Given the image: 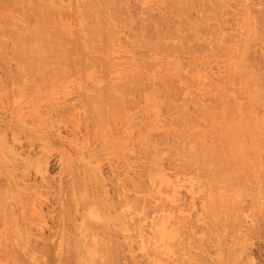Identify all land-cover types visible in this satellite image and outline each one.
Returning a JSON list of instances; mask_svg holds the SVG:
<instances>
[{
  "label": "rangeland",
  "instance_id": "obj_1",
  "mask_svg": "<svg viewBox=\"0 0 264 264\" xmlns=\"http://www.w3.org/2000/svg\"><path fill=\"white\" fill-rule=\"evenodd\" d=\"M1 1L0 264H264V0Z\"/></svg>",
  "mask_w": 264,
  "mask_h": 264
},
{
  "label": "bare ground",
  "instance_id": "obj_2",
  "mask_svg": "<svg viewBox=\"0 0 264 264\" xmlns=\"http://www.w3.org/2000/svg\"><path fill=\"white\" fill-rule=\"evenodd\" d=\"M2 1H3V0H2ZM2 1H1V2H2ZM186 1H188V0H186ZM191 1H192V0H191ZM246 1H247V0H246ZM87 2H88V1H87ZM120 2H121V1H120ZM175 2H176V1H175ZM177 2H178V1H177ZM247 2H248V1H247ZM111 3H114V1L111 2ZM189 3H190V2H189ZM195 3H196V2H195ZM227 3H228V1H227ZM86 4H87V3H86ZM119 4H120V3H119ZM181 4H182V3H181ZM184 4H185V3H184ZM193 4H194V3H193ZM196 4H197V3H196ZM198 4L201 5L200 3H198ZM198 4H197V5H198ZM213 4H214V3H213ZM1 5H2V4H1ZM82 5H85V4H82ZM215 5H216V4H215ZM218 5H221V4H218ZM218 5H217V6H218ZM91 6H92V5H91ZM177 6H178V5H177ZM204 6H205V5H204ZM221 6H222V5H221ZM245 6H246V5H245ZM92 7H93V6H92ZM120 7H121V4H120ZM173 7H174V6H173ZM175 7H176V6H175ZM178 7H179V6H178ZM183 7H186V6L183 5ZM183 7H182V8H183ZM83 8H84V7H83ZM122 8H124V7H122ZM186 8H187V7H186ZM191 8H192V7H191ZM193 8H194V6H193ZM195 8H196V6H195ZM218 8H219V7H218ZM222 8L225 10L224 7H222ZM222 8H220V9H222ZM248 8H249V7H248ZM25 9H26V8H25ZM87 9H88V8H87ZM125 9H126V8H125ZM188 9H189V8H188ZM213 10H214V9H213ZM215 10H216V9H215ZM113 11H114V10H113ZM113 11H112V12H113ZM125 11H126V10H125ZM171 11H172V9H171ZM174 11H175V10H174ZM202 11H203V10H202ZM209 11H210V10H209ZM222 11H223V10H222ZM87 12H88V11H87ZM90 12H91V11H90ZM94 12H95V11H94ZM119 12H120V11H119ZM189 12H190V11H189ZM243 12H244V11H243ZM83 13H84V12H83ZM100 13H101V12H100ZM172 13H173V12H172ZM180 13H181V12H180ZM185 13H186V11H185ZM190 13H191V12H190ZM252 13H253V11H252ZM113 14H114V13H113ZM117 14H118V13H117ZM191 14H192V13H191ZM203 14H204V12H203ZM257 14H258V13H257ZM99 15H100V14H99ZM111 15H112V14H111ZM187 15H188V14H187ZM201 15H202V14H201ZM210 15H211V14H210ZM249 15H250V14H249ZM118 16H119V15H118ZM118 16H117V17H118ZM191 16H192V15H191ZM195 16H196V15H195ZM203 16H204V15H203ZM206 16H207V15H206ZM260 16H261V15H260ZM117 17H116V18H117ZM141 17H142V16H141ZM201 17H202V16H201ZM187 18H188V17H187ZM210 18H211V17H210ZM220 18H221V17H220ZM256 18H257V17H256ZM75 19H76V18H75ZM93 19H94V18H93ZM114 19H115V18H114ZM166 19H167V18H166ZM214 19H215V18H214ZM252 19H253V17H252ZM102 20H103V18H102ZM102 20H101V21H102ZM142 20H143V19H142ZM146 20H147V19H146ZM148 20H149V19H148ZM169 20H170V19H169ZM203 20H204V19H203ZM206 20H208V19H206ZM247 20H248V19H247ZM150 21H152V20H150ZM256 21H257V20H256ZM162 22H163V21H162ZM189 22H190V21H189ZM197 22H198V21H197ZM200 22H201V21H200ZM212 22H213V21H212ZM223 22H224V21H223ZM245 22H246V21H245ZM251 22H252V21H251ZM191 23H192V22H191ZM205 23H206V22H205ZM247 23H248V22H247ZM249 23H250V22H249ZM253 23H254V22H253ZM257 23H258V22H257ZM257 23H256V24H257ZM11 24H13V23H11ZM130 24H131V23H130ZM142 24H143V23H142ZM170 24H171V23H170ZM192 24H193V23H192ZM192 24H190V25H192ZM210 24H211V23H210ZM256 24H255V25H256ZM2 25H3V24H2ZM4 25H5V24H4ZM6 25H7V24H6ZM9 25H10V24H9ZM145 25H146V24H145ZM150 25H151V24H150ZM205 25H207V24H205ZM222 25H223V24H222ZM21 26H22V25H21ZM40 26H41V25H40ZM146 26H147V25H146ZM199 26H200V25H199ZM208 26H209V25H208ZM208 26H207V27H208ZM211 26H212V25H211ZM211 26H210V27H211ZM252 26H254V25H252ZM37 27H38V26H37ZM141 27H143V26H141ZM144 27H145V26H144ZM213 27H214V26H213ZM258 27H259V26H258ZM258 27H257V28H258ZM21 28H22V27H21ZM257 28L254 27V30L257 29ZM188 29H189V28H188ZM193 29H194V28H193ZM243 29H244V28H243ZM8 30H9V29H8ZM110 30H111V29H110ZM142 30H144V29H142ZM195 30H196V29H195ZM195 30H194V31H195ZM226 30H227V29H226ZM254 30H253V31H254ZM114 31H115V30H114ZM132 31H133V30H132ZM211 31H212V30H211ZM224 31H225V30H224ZM235 31H236V30H235ZM31 32H32V31H31ZM31 32H30V33H31ZM95 32H96V31H95ZM228 32H229V31H228ZM243 32H244V31H243ZM255 32H256V30H255ZM116 33H117V32H116ZM116 33H115V34H116ZM136 33H137V32H136ZM215 33H216V32H215ZM3 34H4V33H3ZM32 34H33V33H32ZM32 34H31V35H32ZM35 34H36V33H35ZM100 34H101V33H100ZM138 34H139V33H138ZM141 34H142V33H141ZM238 34H239V33H238ZM255 34H257V33H255ZM255 34H254V35H255ZM36 35H37V34H36ZM105 35H106V34H105ZM108 35H109V34H108ZM136 35H137V34H136ZM142 35H143V34H142ZM142 35H141V36H142ZM144 35H145V34H144ZM212 35H213V34H212ZM212 35H211V36H212ZM216 35H217V34H216ZM243 35H244V34H243ZM200 36H201V35H200ZM208 36H209V35H208ZM262 36H263V35H262ZM262 36H261V37H262ZM112 37H113V36H112ZM138 37H139V36H138ZM147 37H148V36H147ZM23 38H24V37H23ZM177 38H178V36H177ZM216 38H217V36H216ZM256 38H257V37H256ZM34 39H35V38H34ZM147 39H148V38H147ZM193 39H194V38H193ZM43 40H44V39H43ZM52 40H53V39H52ZM181 40H182V38H181ZM200 40H201V39H200ZM215 40H216V39H215ZM259 40H260V39H259ZM26 41H27V40H26ZM31 41H32V40H31ZM45 41H46V40H45ZM230 41H231V40H230ZM248 41H249V40H248ZM20 42H21V41H20ZM23 42H24V41H23ZM34 42H35V40H34ZM38 42H39V41H38ZM89 42H90V41H89ZM145 42H146V41H145ZM181 42H182V41H181ZM183 42H184V41H183ZM183 42H182V43H183ZM213 42H214V40H213ZM223 42H225V41H223ZM243 42H244V41H243ZM249 42H250V41H249ZM29 43H31V42L28 41L27 44H29ZM214 43H216V41H215ZM236 43H237V42H236ZM240 43H241V42H240ZM262 43H263V42H262ZM32 44H33V43H32ZM37 44H38V43H37ZM39 44H40V43H39ZM57 44H58V43H57ZM148 44H149V43H148ZM207 44H208V43H207ZM232 44H233V43H232ZM232 44H231V45H232ZM34 45H36V44H34ZM41 45H42V44H40V46H41ZM141 45H142V44H141ZM149 45H150V44H149ZM184 45H185V44H184ZM184 45H183V46H184ZM212 45H213V44H212ZM227 45H228V44H227ZM262 45H263V44H262ZM16 46H17V45H16ZM37 46L39 47V45H37ZM37 46H36V47H37ZM44 46H45V45H44ZM106 46H107V45H106ZM180 46H181V45H180ZM38 47H37L36 49H37V51L39 52V48H40V47H39V48H38ZM197 47H198V46H197ZM218 47H219V46H218ZM228 47H230V46H228ZM15 48H16V47H15ZM21 48H22V47H21ZM95 48H97V47H95ZM186 48H187V47H186ZM188 48H189V47H188ZM188 48H187V50H188ZM220 48H221V46L219 47V49H220ZM234 48H235V47H234ZM238 48H239V47H238ZM17 49H18V48H17ZM22 49H23V48H22ZM24 49H26V48H24ZM53 49H54V48H53ZM101 49H102V48H100V50H101ZM180 49H181V47H180ZM182 49H183V47H182ZM15 50H16V49H15ZM190 50H191V49H190ZM193 50H194V49H193ZM232 50H233V49H232ZM19 51H20V50H19ZM27 51L29 52V49H28ZM41 51H42V49H41ZM51 51H52V50H51ZM211 51H212V50H211ZM234 51H235V49H234ZM246 51H248V50H246ZM246 51L244 52V54L246 53ZM30 52H31V50H30ZM32 52H33V51H32ZM194 52H195V51H194ZM217 52H218V51H217ZM36 53H37V52H36ZM40 53H41V52H40ZM43 53H44V54H43ZM57 53H58V52H57ZM57 53H56V54H57ZM212 53H213V52H212ZM20 54H21V53H20ZM42 54H43V55L46 54V53H45V50L42 51ZM54 54H55V53H54ZM213 54H214V53H213ZM238 54H239V53H238ZM72 55H73V54H72ZM246 55H247V53H246ZM217 56H218V54H217ZM226 56H227V55H226ZM234 56H235V55H234ZM236 56H237V54H236ZM46 57H47V56H46ZM54 57H55V56H54ZM75 57H76V56H75ZM218 57H219V56H218ZM25 58H26V57H25ZM50 58H51V56H50ZM235 58H236V57H235ZM235 58H234V59H235ZM13 59H14V58H13ZM18 59H19V57H18ZM35 59H36V58H35ZM39 59H40V58H39ZM88 59H89V58H88ZM19 60H20V59H19ZM41 60H42V59H41ZM43 60H44V59H43ZM29 61H30V60H29ZM76 61H77V60H76ZM89 61H90V60H89ZM244 61H245V60H244ZM79 62H80V61H79ZM219 62H220V61H219ZM241 62H242V61H241ZM93 63H94V61H93ZM245 63H246V62H245ZM247 63H248V62H247ZM24 64H25V63H24ZM24 64H23V65H24ZM31 64H32V63H31ZM56 64H57V62H56ZM194 64H195V63H194ZM240 64H241V63H240ZM240 64H239V65H240ZM242 64H243V63H242ZM258 64H259V63H258ZM19 65H21V64H19ZM86 65H88V64H86ZM199 65H200V64H199ZM256 65H257V64H256ZM27 66H29V64H28ZM54 66H55V65H54ZM72 66H73V65H72ZM244 66H245V65H244ZM21 67H22V66H21ZM43 67H44V66H43ZM7 68H8V67H7ZM27 68H28V67H27ZM55 68H56V67H55ZM199 68H200V67H199ZM249 68H250V66H249ZM32 69H33V68H32ZM147 69H148V68H147ZM244 69H245V68H244ZM250 69H251V68H250ZM253 69H254V68H253ZM18 70H19V69H18ZM240 70H242V69H240ZM251 70H252V69H251ZM8 71H9V70H8ZM36 71H37V70H36ZM68 71H69V70H68ZM243 71H244V70H242V72H243ZM246 71H247V70H246ZM248 71H249V70H248ZM33 72H35V71H33ZM44 72H45V71H44ZM78 72H79V71H78ZM80 72H81V71H80ZM253 72H254V71H253ZM28 73H29V72H28ZM76 73H77V72H76ZM243 73H244V72H243ZM251 73H252V72H251ZM256 73H258V72L256 71ZM22 74H23V73H22ZM22 74H21V75H22ZM68 74H69V73H68ZM253 74H254V73H253ZM253 74H252V75H253ZM19 75H20V74H19ZM31 75H32V74H31ZM72 75H73V74H72ZM75 75H76V74H75ZM250 75H251V74H250ZM250 75H249V76H250ZM32 76H33V75H32ZM257 76H258V75H256V77H257ZM259 76H260V75H259ZM254 77H255V76H254ZM52 78H53V77H52ZM83 78H85V77H83ZM249 78L251 79V77H249ZM242 79H244V78H242ZM242 79H241V80H242ZM255 79H256V78H255ZM255 79H254V80H255ZM13 80H14V79H13ZM50 80H51V79H50ZM66 80H67V79H66ZM129 80H130V79H129ZM137 80H138V78H137ZM43 81H44V80H43ZM233 81H234V79H233ZM239 81H240V80H239ZM246 81H247V80H246ZM242 82H243V81H242ZM252 82H253V81H252ZM255 82H256V81H255ZM126 83H127V81H126ZM132 83H134V82H132ZM139 83H140V82H139ZM233 83H235V82H233ZM243 83H244V82H243ZM249 83H250V82H249ZM129 84H130V83H129ZM149 84H150V83H149ZM240 84H242V83H240ZM106 85H107V83H106ZM125 85H126V84H125ZM144 85H145V84H144ZM151 85H152V84H151ZM6 86H7V85H6ZM156 86H157V85H156ZM123 87H124V86H123ZM115 88H116V87H115ZM138 88H139V87H138ZM172 88H173V87H172ZM234 88H235V87H234ZM30 89H32V88H30ZM103 89H104V88H102V90H103ZM111 89H112V87H111ZM117 89H119V88H117ZM238 89H239V88H238ZM241 89H243V87H242ZM247 89H248V88H247ZM106 90H107V89H106ZM120 90H121V89H120ZM99 91H100V90H99ZM121 91H122V90H121ZM123 91H124V90H123ZM164 91H165V90H164ZM242 91H243V90H242ZM245 91H246V88H245ZM161 92H162V91H161ZM243 92H244V91H243ZM31 93H32V92H31ZM119 93H121V92H119ZM124 94H125V93H124ZM161 94H162V93H161ZM163 94H164V93H163ZM182 94H183V93H182ZM195 95H196V93H195ZM243 95H244V94H243ZM259 95H260V94H259ZM90 96H91V95H90ZM90 96H89V97H90ZM241 96H242V95H241ZM256 96H257V95H256ZM10 97H11V96H10ZM110 97H111V96H110ZM180 97H181V96H180ZM88 99H90V98H88ZM112 99H113V98H112ZM255 99H256V98H255ZM255 99H252V103H253V101H257V102H258V100H255ZM258 99H260V98H258ZM263 99H264V98H263ZM102 101H103V100H102ZM104 101H105V99H104ZM106 101H107V99H106ZM109 101H110V100H109ZM189 101H190V100H189ZM205 101H206V100H205ZM205 101H204V102H205ZM261 101H262V100H261ZM261 101H259V102H261ZM93 102H94V101H93ZM98 102H99V101H98ZM118 102H119V101H118ZM121 102H122V100H121ZM124 102H125V99H124ZM90 103H91V102H90ZM183 103H184V102H183ZM112 104H113V103H112ZM119 104H120V103H119ZM123 104H124V103H123ZM133 104H134V103H133ZM167 104H168V103H167ZM184 104H185V103H184ZM213 104H214V103H213ZM255 104H257V103H255ZM258 104H259V103H258ZM258 104H257V105H258ZM261 104H262V103H261ZM93 105H94V104H93ZM102 105H103V104H102ZM106 105L108 106V104H106ZM117 105H118V103H117ZM111 106H112V105H111ZM114 106H115V105H114ZM120 106H122V105H120ZM123 106H124V105H123ZM166 106H167V105H166ZM89 107H90V106H89ZM92 107H93V106H92ZM97 107H98V105H97ZM100 107H101V106H100ZM112 107H113V106H112ZM124 107H125V106H124ZM174 107H175V106H174ZM202 107H203V106H202ZM246 107H248V106H246ZM249 107H250V106H249ZM90 108H91V107H90ZM94 108H95V107H94ZM108 108H109V107H108ZM115 108H116V107H115ZM117 108H118V107H117ZM99 109H100V108L98 107V110H99ZM101 109H102V108H101ZM185 109H186V108H185ZM98 110H97V111H98ZM112 110H113V109H112ZM115 110H116V109H115ZM189 110H190V109H189ZM93 111H94V109H93ZM102 111H104V110L102 109ZM122 111H123V110H122ZM176 111H177V110H176ZM183 111H185V110H183ZM246 111H247V110H246ZM94 112H96V110H95ZM110 112H111V111H110ZM222 112H223V111H222ZM249 112H250V111H249ZM251 112H252V111H251ZM91 113H92V112H91ZM96 113L99 114V112H96ZM100 113H101V112H100ZM104 113H105V112H104ZM113 113H114V111H113ZM169 113H170V112H169ZM202 113H203V112H202ZM92 114H93V113H92ZM114 114H115V113H114ZM117 114H118V113H117ZM119 114H120V113H119ZM119 114H118V115H119ZM122 114H123V113H122ZM124 114H125V113H124ZM200 114H201V113H200ZM205 114H206V112H205ZM214 114H215V113H214ZM250 114H251V113H250ZM99 115H100V114H99ZM103 115H104V114H103ZM108 115H109V114H108ZM115 115H116V114H115ZM115 115H114V116H115ZM179 115H180V114H179ZM183 115H184V113H183ZM95 116H96V115H95ZM222 116H223V115H222ZM253 116H254V114H253ZM255 116H256V115H255ZM100 117L102 118V116H100ZM106 117H107V116H106ZM204 117H205V116H204ZM104 118H105V117H104ZM113 118H114V117H113ZM180 118H181V117H180ZM180 118H179V119H180ZM184 118H185V117H184ZM198 118H200V117H198ZM223 118H224V117H223ZM261 118H262V117H261ZM162 119H163V118H162ZM193 119H194V118H193ZM208 119H209V118H208ZM230 119H231V118H230ZM230 119H229V120H230ZM237 119H238V118H237ZM96 120H97V119H96ZM110 120H111V119H110ZM181 120H182V119H181ZM210 120H211V118H210ZM231 120H232V119H231ZM238 120H239V119H238ZM189 121H190V120H189ZM211 121H212V120H211ZM227 121H228V120H227ZM258 121H259V120H258ZM92 122H93V121H92ZM191 122H192V121H191ZM199 122H200V121H199ZM100 123H101V122H100ZM107 123H108V122H107ZM201 123H202V122H201ZM233 123H234V121H233ZM260 123H261V122H260ZM117 124H118V123H117ZM199 124H200V123H199ZM178 125H179V124H178ZM183 125H184V124H183ZM187 125H188V124H187ZM196 125H197V124H196ZM196 125H195V126H196ZM203 125H204V124H203ZM222 125H223V124H222ZM224 125H225V124H224ZM262 125H263V124H262ZM195 126H194V127H195ZM208 126H210V125H208ZM231 126H233V125H231ZM231 126H230V127H231ZM92 127H93V126H92ZM234 127H235V126H234ZM234 127H232V128H234ZM187 128L189 129V127H187ZM228 128H229V127H228ZM235 128H236V127H235ZM94 129H95V128H94ZM191 129H192V128H191ZM186 130H187V129H186ZM202 130H203V129H202ZM237 130H239V129L237 128ZM254 130H255V129H254ZM187 131H188V130H187ZM195 131H196V130H195ZM195 131H193V132H195ZM229 131H230V130H229ZM231 131H232V130H231ZM233 131H234V129H233ZM250 131H251V130H250ZM257 131H258V130H257ZM164 132H165V131H164ZM168 132H169V131H168ZM193 132H192V133H193ZM209 132H210V131H209ZM212 132H213V131H212ZM235 132H236V130H235ZM253 132H254V131H253ZM258 132H259V131H258ZM92 133H93V132H92ZM174 133H175V132H174ZM233 133H234V132H232L231 134H233ZM237 133H238V132H237ZM163 134H164V133H163ZM171 134H172V133H171ZM210 134H211V133H210ZM210 134H209V135H210ZM212 134H213V133H212ZM231 134H230V136H231ZM235 134H236V133H235ZM164 135H165V134H164ZM195 135H196V134H195ZM170 136H171V135H170ZM176 136H177V135H176ZM214 136H215V135H214ZM214 136H213V137H214ZM262 136H263V135H262ZM184 137H185V136H184ZM201 137H202V136H201ZM228 137H229V136H228ZM238 137H239V136H238ZM256 137H257V136H256ZM162 138H163V137H162ZM162 138H161V139H162ZM167 138H168V137H167ZM178 138H179V137H178ZM197 138H198V137H197ZM216 138H217V137H216ZM234 138H235L236 141H237V134H236V137L234 136ZM252 138H253V136H252ZM260 138H261V137H260ZM176 139H177V138H176ZM191 139H192V138H191ZM243 139H244V138H242V141H244ZM257 139H258V138H257ZM163 140H164V139H163ZM207 140H208V139H207ZM213 140H214V139H213ZM255 140H256V139H255ZM174 141H175V140H174ZM184 141H185V140H184ZM187 141H188V140H187ZM210 141H211V140H210ZM230 141H231V140H230ZM238 141H239V140H238ZM240 141H241V138H240ZM253 141H254V140H253ZM257 141H259V140H257ZM166 142H167V141H166ZM215 142H216V141H215ZM217 142H218V141H217ZM177 143H178V142H177ZM199 143H200V142H199ZM202 143H203V142H202ZM207 143H208V142H207ZM231 143H232V142H231ZM235 143H236V142H235ZM235 143H233V144H235ZM174 144H175V143H174ZM181 144H182V143H181ZM188 144H189V143H188ZM191 144H192V142H191ZM217 144H218V143H217ZM228 144H229V143H228ZM238 144H239V143L237 142V145H238ZM243 144H246V142L242 143V145H243ZM162 145H163V144H162ZM167 145H168V144H167ZM167 145H165V146H167ZM193 145H194V144H193ZM203 145L205 146V144H203ZM208 145H209V144H208ZM230 145H231V144H230ZM235 145H236V144H235ZM239 145H240V144H239ZM169 146H170V145H169ZM172 146H173V145H172ZM194 146H196V145H194ZM204 146H203L202 148H204ZM213 146H214V145H213ZM228 146H229V145H228ZM248 146H249V144H248L247 146H245V147H246V150H248V151L244 150L245 153L249 152V149H247ZM254 146H255V145H254ZM167 147H168V146H167ZM180 147H181V146H180ZM190 147H191V146H190ZM206 147H207V146H206ZM210 147H212V146H210ZM220 147L222 148V146H220ZM177 148H178V147H177ZM191 148H192V147H191ZM191 148H189V149H191ZM218 148H219V146H218ZM223 148H224V147H223ZM236 148H237V147H236ZM243 148H244V147H243ZM243 148H240V146L237 148V149H239V153H240V151H241V152L243 151V150H241V149H243ZM249 148H250V147H249ZM198 149H199V148H198ZM214 149H216V148H214ZM219 149H220V148H219ZM231 149H232V148H231ZM164 150H165V148H164ZM164 150H163V151H164ZM183 150H184V149H183ZM183 150H182V151H183ZM185 150H186V149H185ZM185 150H184V151H185ZM195 150H196V149L194 148V151H195ZM203 150H204V149H203ZM225 150H226V149H225ZM234 150H236V149L234 148ZM254 150H255V149H254ZM175 151H176V150H175ZM223 151H224V150H223ZM257 151H258V150H257ZM257 151H256V152H257ZM225 152H227V151H225ZM177 153H179V152H177ZM193 153H195V152H193ZM199 153H200V152H199ZM211 153H212V152H211ZM219 153H220V152H219ZM222 153H223V152H222ZM236 153H238V152H236ZM236 153H235L234 156H237ZM245 153H244V154H245ZM181 154L183 155V153H181ZM185 154H186V153H185ZM223 154H225V153H223ZM223 154H222L221 157L223 158V156H226V160H225L224 158H223V159H224V162H225V161L227 162L228 154H227V153H226L227 155H223ZM233 154H234V153H233ZM240 154H241L240 156H244V157H245V155H243V153H240ZM168 155H169V154H168ZM197 155H198V152H197ZM199 155H200V154H199ZM230 155H231V154H230ZM246 155H247V154H246ZM170 156H171V155H170ZM194 156H196V155H194ZM204 156H205V154H204ZM208 156H209V155H208ZM210 156H211V154H210ZM218 156H219V155H218ZM231 156H232V155H231ZM240 156H237V157H240ZM179 157H181V155H180ZM199 157H200V156H199ZM201 157H202V153H201ZM247 157H248V156H247ZM259 157H260V156H259ZM172 158H173V157H172ZM174 158H175V157H174ZM192 158H193V157H192ZM202 158H203V157H202ZM213 158H214V157H213ZM215 158H216V157H215ZM219 158H220V157H219ZM240 158H241V157H240ZM242 158H243V157H242ZM253 158H254V157H253ZM169 159H171V158H169ZM183 159H184V158H183ZM183 159H182L181 161H183ZM228 159H230V158H228ZM263 159H264V157H263ZM207 160H208V159H207ZM240 160H241V159H240ZM244 160H245V159H244ZM248 160H249V158H247L246 162H247ZM195 161H196V160H195ZM205 161H206V160H205ZM249 161H250V160H249ZM256 161H257V160H256ZM174 162H175V160H174ZM186 162H187V161H186ZM190 162H191V161H190ZM190 162H189V163H190ZM196 162H197V161H196ZM196 162H195V163H196ZM200 162H201V161H200ZM206 162H207V161H206ZM210 162H211V161H210ZM213 162H214V161H213ZM215 162H216V161H215ZM215 162H214V164H215ZM218 162H219V161H218ZM221 162H222V161H220V163H221ZM224 162H222V163H224ZM228 162H229V161H228ZM246 162H245V163L243 162V163H244V164H247V163H248V164L250 165L249 162H247V163H246ZM251 162H252V161H251ZM260 162H261V161H260ZM177 163H178V162H177ZM182 163H183V162H182ZM198 163H199V162H198ZM202 163H203V162H202ZM202 163H201V164H202ZM220 163L218 164V166H220ZM222 163H221V165H222ZM255 163H256V162H255ZM258 163H259V162H258ZM263 163H264V161H263ZM190 164H191V163H190ZM230 164H232V163H230ZM196 165H197V163H196ZM211 165H213V164L211 163ZM216 165H217V164H216ZM216 165H214V167H216ZM223 165H224V164H223ZM234 165H235V163H233V166H232V167H234ZM238 165H240V162L238 163ZM180 166H181V164H180ZM205 166H206V165H205ZM208 166H209V165H208ZM224 166H225V165H224ZM228 166H229V164H228ZM228 166H227V167H228ZM241 166H243L244 169H245V167H248V165L245 166V165H242V164H241ZM244 166H245V167H244ZM181 167H182V166H181ZM203 167H204V166H203ZM212 167H213V166H212ZM212 167H211V168H212ZM235 167H237V169H238L239 166L236 165ZM235 167H234V171L237 170V169H235ZM183 168H184V167H183ZM194 168H195V166H194ZM194 168H193V169H194ZM217 168H218V167H217ZM217 168H216V170H217ZM243 168H241V169L244 170ZM248 168H249V167H248ZM229 169L231 170V168H229ZM241 169H240V171H242ZM249 169H250V168H249ZM249 169H248V170H249ZM253 169H255V168H253ZM212 170H213V169H212ZM227 170H228V169H227ZM227 170H226V174H225L226 176H228V174H227ZM262 170H263V168H262ZM179 171H180V170H179ZM197 171H198V169H197ZM214 171H215V170H214ZM222 171H224V170H221V172H222ZM234 171L231 172L233 175H234L235 173L238 172V171H237V172H236V171L234 172ZM244 171H245V170H244ZM256 171H258V170H256ZM182 172H183V171H182ZM182 172H181V173H182ZM191 172H192V171H191ZM218 172L220 173V170H219ZM218 172H217V173H218ZM242 172H243V171H242ZM246 172H247V171H245V173H246ZM177 173H178V172H177ZM198 173H199V172H198ZM202 173H203V172H202ZM222 173H223V172H222ZM229 174H230V171H229ZM237 174H238V173H237ZM239 174H240V173H239ZM239 174H238V175H239ZM243 175L245 176V174H243ZM243 175H241L242 178H243ZM205 176H206V174H205ZM217 176H218V177H221V176L218 175V174H217ZM246 176H247V175H246ZM261 176H262V175H261ZM200 177H201V176H199V178H200ZM224 177H225V176L222 174V178H224ZM228 177H230V176H228ZM239 177H240V176H239ZM214 178H215V177H214ZM247 178H248V177H246V179H247ZM1 179H2V178H1ZM217 179H218V178H217ZM229 179H230V178H229ZM232 179H234V178H231L230 180H232ZM252 179H253V178H252ZM256 179H257V178H256ZM261 179H263V178H261ZM237 180H238V178H237ZM215 181H216V179H215ZM221 181H222V180H221ZM225 181H226V180H225ZM240 181H241V180H240ZM245 181H246V180H245ZM250 181H251V180H250ZM256 181H257V180H256ZM128 182H129V181H128ZM131 182H132V181H130V183H131ZM201 182H202V181H201ZM204 182H206V181H204ZM212 182H213V180H212ZM233 182H234V181H233ZM235 182H236V181H235ZM237 182H239V181H237ZM251 182H252V181H251ZM263 182H264V181H263ZM223 183H225V182H223ZM244 183H245V182H244ZM256 183H257V182H256ZM41 184H42V183H41ZM205 184H207V183H205ZM233 184H234V183H233ZM239 184H240V183H238V185H239ZM253 184H255V182H254ZM225 185H226V184H225ZM255 185H256V184H255ZM257 185H258V184H257ZM262 185H263V184H262ZM137 186H138V185H137ZM205 186H206V185H205ZM231 186H232V185H231ZM233 186H234V185H233ZM233 186H232V187H233ZM235 186H236V185H235ZM31 187H32V186H31ZM31 187H30V188H31ZM134 187H135V186H134ZM150 187H151V186H150ZM207 187H208V185H207ZM210 187H211V186H210ZM236 187H237V186H236ZM253 187H254V186H253ZM136 188H137V187H136ZM143 188H144V187H143ZM148 188H149V187H148ZM224 188H225V187H224ZM241 188H242V187H241ZM141 189H142V188H141ZM205 189H206V188H205ZM231 189H232V188H231ZM234 189H235V188H234ZM244 189H245V187H244ZM249 189H250V188H249ZM263 189H264V188H263ZM133 190H136V189H133ZM137 190H138V189H137ZM242 190H243V189H242ZM255 190H256V189H255ZM213 191H214V190H213ZM231 191H232V190H231ZM251 191H252V190H251ZM215 192H216V191H215ZM225 192H226V194H227V191H225ZM236 192H237V190H236ZM242 192H243V191H242ZM213 193H214V192H213ZM234 193H235V192H234ZM27 194H28V193H27ZM211 194H212V193H211ZM211 194H210V195H211ZM215 194H216V193H215ZM222 194H225V193H222ZM232 194H233V193H232ZM238 194H239V193H238ZM257 194H258V192H257ZM261 194H262V193H261ZM1 195H2V193H1ZM22 195H23V194H22ZM29 195H31V194H29ZM32 195H33V194H32ZM234 195H235V194H234ZM263 195H264V194H263ZM25 196H26V195H25ZM134 196H135V195H134ZM219 196H220V195H219ZM238 196H239V195H238ZM257 196H258V195H257ZM23 197H24V196H23ZM31 197H32V196H31ZM33 197H34V196H33ZM232 197H233V196H232ZM239 197H240V196H239ZM242 197H243V195H242ZM26 198H27V196H26ZM129 198H131V197H129ZM229 198H230V197H229ZM253 198H255V197L253 196ZM33 199H34V198H31V201H32ZM227 199H228V198H227ZM28 200H29V199H28ZM65 200H66V199H65ZM206 200H207V199H206ZM214 200H215V199H214ZM257 200H258V199H257ZM0 201L2 202V200H0ZM142 201H143V200H142ZM216 201H217V200H216ZM226 201H227V200L225 199L224 202H226ZM229 201H230V200H229ZM231 201H232V198H231ZM253 201H254V200H253ZM29 202H30V201H29ZM110 202H111V204H112V201H110ZM124 202H125V201H124ZM124 202H123V203H124ZM130 202H131V201H130ZM188 202H189V201H188ZM204 202H205V201H204ZM221 202H222V201H221ZM221 202H220V203H221ZM251 202H252V201H251ZM254 202H255V201H254ZM30 203H31V202H30ZM207 203H208V202H207ZM236 203H237V202H236ZM2 204H3V203H2ZM24 204H26V203H24ZM113 204H114V203H113ZM188 204H189V203H188ZM217 204H218V203H217ZM229 204H231V202H229ZM256 204H257V203H256ZM27 205H28V203H27ZM109 205H110V204H109ZM214 205H215V204H214ZM221 205H222V204H221ZM223 205H224V204H223ZM246 205H247V204H246ZM251 205H252V204H251ZM0 206H2V205L0 204ZM106 206H107V205H106ZM110 206H111V205H110ZM114 206H115V204H114ZM123 206H124V205H122V207H123ZM230 206H232V205H230ZM255 206H256V205H255ZM5 207H6V206H5ZM26 207H28V206H26ZM219 207H220V206H219ZM225 207H227V206H225ZM225 207H224V209H226ZM228 207H229V206H228ZM234 207H235V206H234ZM234 207H233V208H234ZM242 207H243V206H242ZM253 207H254V206H253ZM113 208H114V207H113ZM164 208H165V207H164ZM184 208H185V207H184ZM214 208H215V207H214ZM214 208H213V210H214ZM230 208H232V207H230ZM256 208H257V207H256ZM103 209H105V207H104ZM110 209H111V208H110ZM110 209H108V210H110ZM218 209H219V208H218ZM234 209H236V207H235ZM1 210H2V209H1ZM66 210H67V209H66ZM112 210H113V209H112ZM230 210L232 211V209H230ZM118 211H120V210H118ZM217 211H218V210H217ZM220 211H221V210H220ZM220 211H219V212H220ZM222 211H223V210H222ZM252 211H255V209L252 210ZM107 212H108V211H107ZM208 212H209V211H208ZM213 212H214V211H213ZM63 213H64V212H63ZM65 213H66V212H65ZM129 213H130V212H129ZM228 213H229V212H228ZM253 213H254V212H253ZM2 214H3V213H2ZM208 214H209V213H208ZM212 214H213V213H212ZM215 214H216V213H215ZM221 214H222V213H221ZM221 214H220V215H221ZM240 214H242V213H240ZM5 215H6V214H5ZM112 215H113V214H112ZM120 215H121V214H120ZM216 215H217V214H216ZM223 215H224V214H223ZM227 215H228V214H227ZM118 216H119V215H118ZM221 216H222V215H221ZM225 216H226V213H225ZM237 216H238V215H237ZM250 216H251V215H250ZM114 217H115V216H114ZM205 217H206V216H205ZM217 217H218V216H217ZM227 217H229V215H228ZM246 217H247V216H246ZM26 218H27V217H26ZM119 218H120V217H119ZM209 218H210V217H209ZM222 218H223V216H222ZM223 219H224V218H223ZM26 220H27V219H26ZM115 220H116V219H115ZM221 220H222V219H221ZM224 220H225V219H224ZM116 221H117V220H116ZM118 221H119V220H118ZM120 221H122V220H120ZM212 221H213V220H212ZM235 221H236V219H235ZM260 221H261V220H260ZM4 222H6V221H4ZM214 222H215V221H214ZM218 222H219V221H218ZM128 223H129V222H128ZM137 223H138V222H137ZM172 223H173V222H172ZM27 224H28V223H27ZM114 224H115V223H114ZM173 224H174V223H173ZM218 224L221 225L220 223H218ZM218 224H217V225H218ZM223 224H224V223H223ZM230 224H231V223H230ZM234 224H235V223H234ZM3 225H4V224H3ZM77 225H78V224H77ZM147 225H148V224H147ZM214 225H215V224H214ZM243 225H244V223H243ZM250 226H251V225H250ZM188 227L190 228V226H188ZM212 227H213V226H212ZM223 227H224V225H223ZM220 228H221V227H220ZM230 228H231V227H230ZM232 228H233V227H232ZM63 229H64V228H63ZM75 229H76V227H75ZM102 229H103V227H102ZM210 229H211V228H210ZM223 229H224V228H223ZM1 230H2V229H1ZM5 230H6V229H5ZM5 230H4V231H5ZM7 230H8V229H7ZM110 230H111V229H110ZM220 231H221V230H220ZM42 232H43V231H42ZM98 232H99V231H98ZM110 232H111V231H110ZM115 233H116V232H115ZM115 233H114V234H115ZM116 234H119V233H116ZM104 235H106L105 232H104ZM121 235H122V234H121ZM134 235H135V234H134ZM221 235H222V234H221ZM243 235H244V234H243ZM61 236H62V235H61ZM64 236H65V235H64ZM74 236H75V235H74ZM89 236H90V235H89ZM102 236H103V234H102ZM117 236H118V235H117ZM129 236H130V235H129ZM233 236H234V235H233ZM65 237H66V236H65ZM75 237H76V236H75ZM75 237H74V238H75ZM105 237L108 238V236H105ZM113 237H114V236H113ZM122 237H123V236H122ZM178 237H179V236H178ZM191 237H192V236H191ZM210 237H211V236H209V238H210ZM243 237H244V236H243ZM80 238H81V237H80ZM183 238H184V237H183ZM239 238H241V237H239ZM175 239H176V238H175ZM186 239H187V238H186ZM235 239H236V238H235ZM66 240H67V239H66ZM70 240H71V239H70ZM72 240H73V239H72ZM98 240H99V239H98ZM116 240H117V239H116ZM67 241H69V240H67ZM80 241H82V240H80ZM108 241H109V239H108ZM108 241H106V242H108ZM121 241H122V240H121ZM181 241H182V240H181ZM240 241H242V240H240ZM69 242H70V241H69ZM83 242H84V240H83ZM106 242H105V243H106ZM109 242H110V241H109ZM109 242H108V243H109ZM111 242H113L112 239H111ZM118 242H119V241H118ZM176 242H177V241H176ZM185 242H186V241H184V243H185ZM238 242H239V241H238ZM0 243H1V241H0ZM65 243H66V242H65ZM72 243H73V242H72ZM74 243H75V242H74ZM85 243H86V242H85ZM89 243H90V242H89ZM101 243H103V242H101ZM172 243H173V242H172ZM180 243H181V242H180ZM196 243H197V242H196ZM239 243L241 244V242H239ZM80 244H81V243H80ZM92 244H93V243H92ZM103 244H104V243H103ZM103 244H102V245H103ZM117 244H118V243H117ZM117 244H116L115 241H114V245H117ZM122 244H123V241H122ZM122 244H121V245H122ZM124 244H125V243H124ZM86 245H87V244H86ZM107 245H108V244H107ZM110 245L112 246L113 244H110ZM121 245H120V246H121ZM168 245H169V244H168ZM176 245H177V244H176ZM183 245H184V244H183ZM64 246H65V245H64ZM81 246H82V244H81ZM88 246H90V245H88ZM108 246H109V245H108ZM108 246H107V247H108ZM145 246H146V245H145ZM65 247H66V246H65ZM77 247H78V246H77ZM86 247H87V246H86ZM102 247H103V246H102ZM235 247H236V246H235ZM239 247H240V246H239ZM14 248H15V247H14ZM73 248H74V247H73ZM90 248H91V247H90ZM98 248H99V247H98ZM114 248H115V250H116V246L113 247L112 249H114ZM128 248H129V247H128ZM247 248H248V245H247ZM6 249H7V248H6ZM102 249H103V248H102ZM9 250H10V249H9ZM66 250H67V249H66ZM80 250H81V249H80ZM83 250H84V249H83ZM109 250H110V249H109ZM122 250H123V249H122ZM125 250H126V249H125ZM186 250H187V249H186ZM201 250H202V249H201ZM247 250H248V249H247ZM40 251H41V250H40ZM75 251H77V250H75ZM75 251H74V249H73V252H74V253H75ZM104 251H105V250H104ZM119 251H120V250H119ZM128 251H129V250H128ZM132 251H133V250H132ZM174 251H175V250H174ZM7 252H8V251H7ZM84 252H85V251H84ZM105 252H106V251H105ZM105 252H104V253H105ZM116 252H117V250H116ZM124 252H125V251H124ZM160 252H161V251H160ZM247 252H248V251H247ZM66 253H67V252H66ZM79 253H80V252H79ZM107 253H108V251H107ZM107 253H106V254H107ZM111 253H112V252H111ZM0 254H1V253H0ZM58 254H59V253H58ZM62 254H63V253H62ZM76 254H77V253H76ZM81 254H83V253H81ZM84 254H85V253H84ZM116 254H117V253H116ZM119 254H120V253H119ZM153 254H154V253H153ZM157 254H158V251H157ZM157 254H156V255H157ZM6 255L8 256V254H6ZM63 255H64V254H63ZM111 255H113V253H112ZM159 255H161V254H159ZM177 255H178V254H177ZM2 256H3V255H2ZM11 256H12V255H11ZM65 256H66V255H65ZM113 256H115V255H113ZM123 256H124V255H123ZM130 256H131V255H130ZM9 257H10V256H9ZM15 257H16V256H15ZM61 257H62V256H61ZM61 257L59 256V258H61ZM75 257H76V256H75ZM10 258H11V257H10ZM78 258H79V256H78ZM86 258L88 259V257H86ZM97 258H98V257H97ZM107 258H108V257H107ZM130 258H131V257H130ZM133 258H134V257H133ZM160 258H161V257H160ZM249 258H250V257H249ZM61 259H62V258H61ZM73 259H74V258H73ZM76 259H77V258H76ZM102 259H103V258H102ZM110 259H111V257H110ZM112 259H113V258H112ZM58 260H59V259H57V261H58ZM97 260H98V259H97ZM104 260H106V259H104ZM107 260H108V259H107ZM132 260H133V259H132ZM155 260H156V259H155ZM61 261H62V260H61ZM83 261H84V260H82V262H83ZM87 261H88V260H87ZM110 261H111V260H110ZM148 261H149V260H148ZM59 262H60V261H59ZM64 262H65V261H64ZM104 262H105V261H104ZM108 262H109V261H108ZM108 262H107V263H108ZM131 262H134V260L131 261ZM56 263H57V262H56ZM60 263H63V262H60ZM75 263H76V262H75ZM140 263H141V262H140ZM43 264H44V263H43ZM63 264H64V263H63ZM77 264H78V263H77ZM103 264H104V263H103ZM105 264H106V263H105ZM110 264H111V262H110ZM127 264H128V263H127ZM133 264H134V263H133Z\"/></svg>",
  "mask_w": 264,
  "mask_h": 264
}]
</instances>
